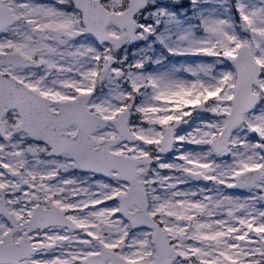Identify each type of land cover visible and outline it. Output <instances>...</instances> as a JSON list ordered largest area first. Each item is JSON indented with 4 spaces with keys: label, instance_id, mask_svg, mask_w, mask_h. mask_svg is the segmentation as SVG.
Masks as SVG:
<instances>
[{
    "label": "snow or ice",
    "instance_id": "1",
    "mask_svg": "<svg viewBox=\"0 0 264 264\" xmlns=\"http://www.w3.org/2000/svg\"><path fill=\"white\" fill-rule=\"evenodd\" d=\"M0 264H264V0H0Z\"/></svg>",
    "mask_w": 264,
    "mask_h": 264
}]
</instances>
